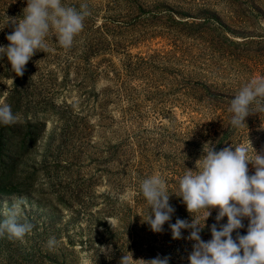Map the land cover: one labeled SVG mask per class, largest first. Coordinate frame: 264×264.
<instances>
[{"label": "rangeland", "instance_id": "rangeland-1", "mask_svg": "<svg viewBox=\"0 0 264 264\" xmlns=\"http://www.w3.org/2000/svg\"><path fill=\"white\" fill-rule=\"evenodd\" d=\"M63 3L78 10L86 4L91 13L71 49L50 31L48 51L37 50L23 76L12 71L6 55L0 57V101L20 118L0 125V220L17 203L21 221L34 225L23 240L0 237V264H120L123 255L131 264L158 256L189 264L191 229L173 239L169 224L196 218L207 225L205 212L189 213L178 194L179 179L198 170V143L212 111L192 98L198 94L188 89L186 76L206 74L238 88L264 76V54L257 55L264 50V0ZM233 5L249 15V45L259 49L215 57L186 37L180 21L199 20L188 14L205 8L203 13L227 19L235 14ZM26 6L27 0H0V46L9 44L6 31H13L11 20ZM239 128L233 150L241 144L264 154V112L250 114ZM248 170L255 173L252 163ZM153 174L165 179L175 209L162 232L144 220L150 206L139 190ZM208 210L206 220L213 221L219 209ZM50 237L57 241L51 250Z\"/></svg>", "mask_w": 264, "mask_h": 264}, {"label": "clouds", "instance_id": "clouds-1", "mask_svg": "<svg viewBox=\"0 0 264 264\" xmlns=\"http://www.w3.org/2000/svg\"><path fill=\"white\" fill-rule=\"evenodd\" d=\"M90 15L86 4L78 10L65 5L63 0H27L23 16L11 20L14 28L6 36L9 44L0 46V57L6 55L12 71L23 76L35 52L48 51L45 38L50 31L55 32L62 48L71 49ZM228 111L232 114L231 125L237 128L245 124V118L250 114L264 112V76L253 77L245 83L231 100ZM19 119L11 105L0 101V125H13ZM252 149L236 144L234 150L229 146L216 151L213 146L204 145L205 154L196 164L198 170H189L179 179L178 195L189 213L203 210L205 221L211 214L208 209L218 207L216 220L227 216V223L219 230L216 224L211 226L212 238L207 242L200 237L203 226L196 218L191 223L177 218L175 223L169 224L173 239L182 238V229H191L188 239L195 243L188 256L189 264H264V154L252 153ZM249 163L255 168L252 175H249ZM139 190L150 206V214L144 220L153 232H162L163 225L171 220L175 211L169 203L165 179L160 174H153L140 183ZM4 215L6 218L0 220V237L23 240L32 232L34 225L27 219H20L19 204L13 203ZM244 217L249 219L247 234L237 232L234 239L232 233L244 227ZM56 244L55 237L47 241L50 250ZM109 249L110 246L100 248L102 252ZM146 262L169 264V258L158 256ZM120 264H131V259L123 255Z\"/></svg>", "mask_w": 264, "mask_h": 264}, {"label": "trees", "instance_id": "trees-1", "mask_svg": "<svg viewBox=\"0 0 264 264\" xmlns=\"http://www.w3.org/2000/svg\"><path fill=\"white\" fill-rule=\"evenodd\" d=\"M235 14H231L226 17H222L217 12L212 11L211 14L203 13L207 12L205 8L196 12L195 15L188 14L190 16H195L198 21H180L187 28L185 30V35L188 38L193 40H199L203 47L211 50L215 57L220 54L227 53L229 56L235 55V52H249L251 50H256L257 48H252L249 45L250 41H253L250 38L249 26L250 19L249 15L239 12H236V7L233 5ZM179 10H177L178 12ZM179 22V21H178ZM231 31L237 34H243L244 41H236L229 38L225 32ZM7 35L9 34L6 31ZM216 54V55H215ZM264 50L257 52V55H263ZM262 66L264 67V60L262 61ZM188 80V89L191 90V93L197 92V96L191 95L193 99L198 101L201 105L207 106L212 111L211 121L207 123L205 133L201 135L202 143H198L201 147L198 149L199 154L203 156L204 145L205 147L213 146L216 151L223 149L224 147H229L232 141V137L237 135L240 131V128L233 127L230 123L232 114L228 111L230 107L231 100L238 93L241 88L227 86L224 83H220L214 80V77H208V75H190L186 76ZM14 88V87H13ZM12 88V89H13ZM11 92L9 91L8 95ZM7 95V96H8ZM103 117V116H101ZM248 117V116H247ZM88 127V125H86ZM197 143L195 144V146ZM29 178L26 179V181ZM24 182L19 183L20 187H23ZM27 183V182H26ZM111 206V205H110ZM225 218H222L220 221H217L216 218L213 221L205 220L204 222L207 225H202L203 231L201 234L204 238V241L210 240L211 237V226L216 224L217 229L219 230L221 225H224ZM249 223L248 218H242V224L244 227L236 229L233 231V238H236L237 232L240 235L247 234V226ZM189 262V261H188Z\"/></svg>", "mask_w": 264, "mask_h": 264}]
</instances>
